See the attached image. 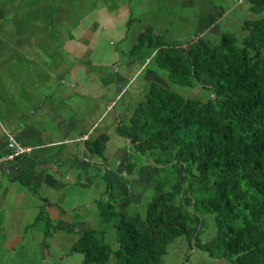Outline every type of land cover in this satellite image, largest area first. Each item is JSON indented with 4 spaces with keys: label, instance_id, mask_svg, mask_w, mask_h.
<instances>
[{
    "label": "trees",
    "instance_id": "obj_1",
    "mask_svg": "<svg viewBox=\"0 0 264 264\" xmlns=\"http://www.w3.org/2000/svg\"><path fill=\"white\" fill-rule=\"evenodd\" d=\"M246 1L258 17L242 21L239 40L220 33L214 43L202 34L167 42L149 26L136 34L129 53L140 46L152 50V62L170 84L199 86L205 94L183 96L151 82L127 119L116 124L115 132L135 155L123 159L120 178L142 177L149 165L146 173L156 182L140 215L128 209V186L119 188L101 171L105 189L95 199L101 226L80 232L64 227L76 232L69 250L79 252V264H163L177 236L188 250L195 247L230 264H264V0ZM107 138L99 133L86 139L87 151L103 158ZM43 212L30 224L43 220L46 248V236L61 227ZM206 215L212 232L202 241ZM108 229L115 245L104 240Z\"/></svg>",
    "mask_w": 264,
    "mask_h": 264
},
{
    "label": "crops",
    "instance_id": "obj_2",
    "mask_svg": "<svg viewBox=\"0 0 264 264\" xmlns=\"http://www.w3.org/2000/svg\"><path fill=\"white\" fill-rule=\"evenodd\" d=\"M112 1L90 6L93 17L88 20L83 14L72 15L73 5L67 0H0V155L5 151L2 126L18 143L30 147L28 154L0 164V257L8 263L16 247L25 245V238L29 242L37 236L41 243L43 220L30 224L40 208L61 227L48 235L46 248L53 247L63 232L72 233L64 229L71 223L68 210L77 207L72 219L78 232L91 227L95 208L86 204L95 201L98 193L79 186L89 184V178L101 170L121 188L123 159L131 161L135 155L115 126L127 119L149 83L171 87L163 70L152 62V50L142 58L121 60L117 50L98 43L99 32L109 30L130 48L144 27L157 33L150 24L170 25L168 15L163 20L149 14L153 20L145 21V0ZM185 1L195 8L194 23L202 14L208 19L203 28L191 30L190 36L204 35L216 27L229 8L227 4L211 20L208 0ZM135 24L138 29L130 31ZM141 74L143 83L127 85ZM120 90L127 92L126 97L107 108ZM84 133L87 137L80 138ZM99 133L108 136L103 158L88 152L84 143ZM137 159L140 164L145 161L140 155ZM37 222L42 227L33 232ZM75 237L76 233L71 241Z\"/></svg>",
    "mask_w": 264,
    "mask_h": 264
},
{
    "label": "rangeland",
    "instance_id": "obj_3",
    "mask_svg": "<svg viewBox=\"0 0 264 264\" xmlns=\"http://www.w3.org/2000/svg\"><path fill=\"white\" fill-rule=\"evenodd\" d=\"M118 0L112 1V3H116ZM146 6V16L144 17L145 21H151L153 18H150L151 14H156L160 18L164 20V15H168L167 18L171 20L170 25H159V24H150V26L155 27L157 34H161L163 39L167 42H186L188 41L191 36L189 32L191 30H199L200 27H204L207 24V15L202 14L195 18V23L193 21L195 15V8L190 4L187 3L185 0H145ZM171 1V2H170ZM243 1V2H242ZM208 0L210 4V18L213 20L217 18L218 14L221 13L224 9L227 8V4L229 8L226 9V16L225 14L221 16L218 24L217 29L216 27L207 31L202 38L207 40L208 42L214 43L218 40L220 33H230L232 34L236 40H239L243 35L244 32L241 31V23L243 20L246 19H254L257 18L258 15L251 12L249 9V4L246 0ZM100 2L107 3V0H67V4L73 5L71 14L77 15L81 17L83 14L84 19L88 18L90 20L93 17V12L90 14V6L95 5L96 7L99 6ZM170 3V5H169ZM207 3V2H206ZM235 3L233 6L232 4ZM153 5V6H152ZM71 9V8H70ZM69 10V8H68ZM81 12V13H79ZM219 12V13H218ZM86 13V16L84 14ZM150 14V15H149ZM149 16V17H147ZM205 21V22H204ZM118 25V24H117ZM201 25V26H200ZM145 26V25H144ZM200 26V27H199ZM138 29V25L135 24L130 28V31ZM216 29V32L214 31ZM99 44H103L106 48H113L117 50L120 54L117 57L121 58H142L151 51L144 46H140V48L135 52L129 53L128 44L127 42L123 41L122 39L118 38L116 34L110 33L109 30H104L99 32ZM194 34V33H193ZM190 36V37H187ZM178 37H182L178 39ZM181 40V41H177ZM109 42V43H108ZM163 72V71H162ZM161 76H163L161 74ZM144 74L140 75V78L135 76L133 81L127 83L128 86H131L134 83H143ZM171 88L174 91L180 93L183 96L189 97H203L205 94L201 87H185L179 86L175 84H170ZM127 88V87H125ZM123 88V90L125 89ZM123 90H120L116 95L111 103L114 106L118 105L121 99L125 98L127 92L121 94ZM108 108V107H107ZM2 128H6L3 127ZM8 129V128H6ZM119 136V135H117ZM122 137V136H119ZM116 140L120 143L122 139L116 137ZM126 144V143H125ZM124 145V144H123ZM132 151V150H131ZM130 151V152H131ZM29 152V151H28ZM28 154V153H27ZM25 155V154H24ZM132 157V156H131ZM149 160V159H148ZM112 161V160H111ZM176 167V172H178ZM145 173L141 177L133 176V177H126L121 178V188L124 186H128L129 193H130V203L128 209L130 212H139L140 215L144 213V206L146 201L151 197L153 193V186L156 182V179L152 176H149L146 172L150 171V169L145 168ZM101 170L98 171L97 174H93L89 180L90 183L86 185L79 186V189L86 191L90 188L92 190H96L98 193V197L105 189V180L101 176ZM118 178V177H117ZM119 179V178H118ZM123 179V184H122ZM129 179V180H128ZM128 180V182H127ZM136 181V182H135ZM115 184V182H112ZM118 186V184H116ZM132 195L135 199H132ZM135 201V202H134ZM90 206L95 208L94 215L92 217V223L88 226L99 227L101 226L99 217H98V208L95 201L88 202L86 206ZM77 207L75 209L68 210V221L71 222L67 224L69 228H73L76 230V224L74 215L76 213ZM83 211V208L82 210ZM36 228L33 232H35L38 227H42L41 222L36 223ZM72 233H62L59 235V240L55 241V245L53 247L45 248L41 247V243L37 241L36 238L32 236L31 240L25 238V242L23 246L16 247L14 251V256L9 257L11 259V263H8L7 260L3 257H0V264H79L81 260V255L79 252H74L69 250L70 241L72 239L73 234L75 231H68ZM212 232L210 216H205V225L198 234V237L202 239V241L207 240V237L210 236ZM104 240L110 242L112 245H115V242L112 239L111 231L108 229V232L104 234ZM44 241H50L49 236H46ZM49 252V253H48ZM187 254V260H184L185 255ZM163 264H230L228 260L225 258H217L212 257L203 252L201 249L198 248H191L188 250L187 241L182 236H177L174 240L168 245L166 253L162 256ZM109 264H112V260L109 261Z\"/></svg>",
    "mask_w": 264,
    "mask_h": 264
},
{
    "label": "built area",
    "instance_id": "obj_4",
    "mask_svg": "<svg viewBox=\"0 0 264 264\" xmlns=\"http://www.w3.org/2000/svg\"><path fill=\"white\" fill-rule=\"evenodd\" d=\"M111 103H108L106 107H110ZM2 133L5 139V147L7 149L6 153L2 156H0V161H6L11 160L15 156L20 157V155L27 154L30 150V147L21 143H18V141L15 139L14 135L9 129L2 128ZM87 134L84 133L81 135L80 138H86Z\"/></svg>",
    "mask_w": 264,
    "mask_h": 264
}]
</instances>
